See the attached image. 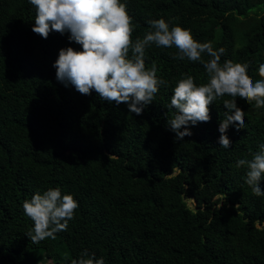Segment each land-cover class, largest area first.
<instances>
[{
    "label": "trees",
    "instance_id": "1",
    "mask_svg": "<svg viewBox=\"0 0 264 264\" xmlns=\"http://www.w3.org/2000/svg\"><path fill=\"white\" fill-rule=\"evenodd\" d=\"M120 2L133 18V41L149 31V20L163 18L170 30L180 26L224 48L221 63H249L253 82L261 79L264 0ZM34 20L29 0H0V264H39L37 254L71 264L85 251L105 264H264V196L236 166L264 145V107L236 98L245 125H230L229 149L218 143L227 95L209 105L210 122L176 141L167 128L173 89L186 75L206 84L201 63L174 59L175 46L147 48L146 68L155 62L168 84L136 116L94 90L85 96L59 83L52 67L59 50L81 46L68 34L43 39L31 30ZM56 187L79 207L56 239L32 243L23 202Z\"/></svg>",
    "mask_w": 264,
    "mask_h": 264
},
{
    "label": "clouds",
    "instance_id": "2",
    "mask_svg": "<svg viewBox=\"0 0 264 264\" xmlns=\"http://www.w3.org/2000/svg\"><path fill=\"white\" fill-rule=\"evenodd\" d=\"M35 8V26L32 32L47 39L52 32L68 34L69 43L81 46L59 50L52 65L56 69V80L65 87L73 86L81 95H91L94 90L101 100L117 106L125 104L130 113L140 116L153 103L161 86L168 82L158 78L155 62L146 68V49L156 47L172 48L178 53L174 59L199 62L208 76V82L197 86L191 75L180 79L173 89L168 108L174 110L167 128L175 133L176 141H183L193 133L190 127L211 120L209 105L217 99H224L227 109L224 119L219 121L220 147L229 149L232 142L226 135L230 125L239 131L245 125V112L237 106L241 98L248 104L255 102L256 108L264 107V64L258 67L261 79L253 82L248 75L249 63H235L226 60L221 63L224 48L214 49L211 41H196L191 30L174 26L163 18L149 20V31L145 36L132 39L133 18L126 11V3L120 0H29ZM131 51V56L129 52ZM210 57L205 61L203 56ZM245 167V183L251 186L257 196H264L260 182L264 180V145L252 158L237 161ZM23 210L34 224L27 237L32 243L47 238L56 239V234L66 231L74 218L79 204L71 194L62 195L60 187L49 188L42 194L36 192L23 202ZM71 264H105L103 258L86 251Z\"/></svg>",
    "mask_w": 264,
    "mask_h": 264
},
{
    "label": "rangeland",
    "instance_id": "3",
    "mask_svg": "<svg viewBox=\"0 0 264 264\" xmlns=\"http://www.w3.org/2000/svg\"><path fill=\"white\" fill-rule=\"evenodd\" d=\"M241 31H238V33H236V37H237V47H241L242 46V42H241V36L239 35ZM189 206L194 207L195 204L194 202H189ZM40 260L39 264H53L51 261H46L44 260L43 256H41V254H37Z\"/></svg>",
    "mask_w": 264,
    "mask_h": 264
}]
</instances>
